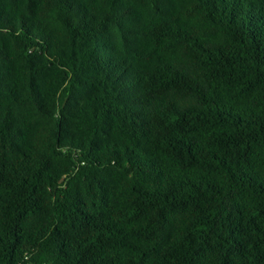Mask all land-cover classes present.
<instances>
[{
	"label": "trees",
	"instance_id": "trees-1",
	"mask_svg": "<svg viewBox=\"0 0 264 264\" xmlns=\"http://www.w3.org/2000/svg\"><path fill=\"white\" fill-rule=\"evenodd\" d=\"M0 264H264V0H0Z\"/></svg>",
	"mask_w": 264,
	"mask_h": 264
}]
</instances>
